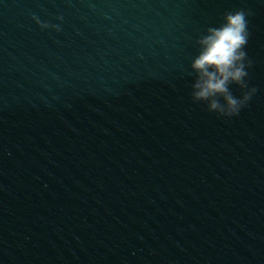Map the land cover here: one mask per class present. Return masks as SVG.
<instances>
[{"label":"water","instance_id":"95a60500","mask_svg":"<svg viewBox=\"0 0 264 264\" xmlns=\"http://www.w3.org/2000/svg\"><path fill=\"white\" fill-rule=\"evenodd\" d=\"M237 10L228 119L191 64ZM0 264H264V0H0Z\"/></svg>","mask_w":264,"mask_h":264},{"label":"clouds","instance_id":"9594fccd","mask_svg":"<svg viewBox=\"0 0 264 264\" xmlns=\"http://www.w3.org/2000/svg\"><path fill=\"white\" fill-rule=\"evenodd\" d=\"M247 17L244 10L225 13L223 23L209 27L207 34L198 40L200 51L191 64L196 74L193 103H204L210 113L223 118L238 117L256 92L247 83V69L252 66L245 51L250 36ZM32 18L41 30L62 31L58 24L42 22L35 15ZM232 85L243 90L240 98L233 95Z\"/></svg>","mask_w":264,"mask_h":264}]
</instances>
